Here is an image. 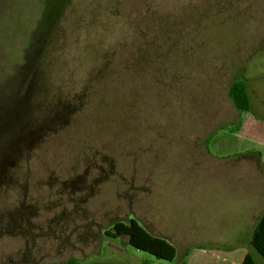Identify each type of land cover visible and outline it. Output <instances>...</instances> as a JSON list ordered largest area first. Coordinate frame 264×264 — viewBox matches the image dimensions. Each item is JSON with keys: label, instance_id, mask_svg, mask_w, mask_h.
I'll list each match as a JSON object with an SVG mask.
<instances>
[{"label": "rangeland", "instance_id": "1", "mask_svg": "<svg viewBox=\"0 0 264 264\" xmlns=\"http://www.w3.org/2000/svg\"><path fill=\"white\" fill-rule=\"evenodd\" d=\"M247 113L264 121V0H0V264H264ZM143 214L174 259L107 235Z\"/></svg>", "mask_w": 264, "mask_h": 264}, {"label": "trees", "instance_id": "2", "mask_svg": "<svg viewBox=\"0 0 264 264\" xmlns=\"http://www.w3.org/2000/svg\"><path fill=\"white\" fill-rule=\"evenodd\" d=\"M228 92L237 110H250L249 94L244 82L240 80L233 81ZM107 235L112 237L127 236L129 244L135 249L152 254L158 259L172 260L176 256V249L171 243L150 234L133 218L128 223L116 222L112 230L107 231ZM251 245L264 257V213L252 232ZM49 264H78V261L71 258L65 262H53ZM240 264L256 263L251 254L247 253Z\"/></svg>", "mask_w": 264, "mask_h": 264}, {"label": "crops", "instance_id": "3", "mask_svg": "<svg viewBox=\"0 0 264 264\" xmlns=\"http://www.w3.org/2000/svg\"><path fill=\"white\" fill-rule=\"evenodd\" d=\"M240 128H241V133H243L244 135L250 136L254 139H257L258 143L264 147V121L261 120L260 118H258L257 116H254L253 114L247 113V115H245V117L243 118L242 123L240 124ZM253 161L257 162V163H264V154H262L261 152L258 153L256 159L253 158ZM247 162V161H246ZM248 167V165H247ZM259 167V165H258ZM238 175H245L243 173V171L241 169H239L238 171H227V176L231 179L232 177H236ZM260 175H262V177H264V170L260 171ZM232 182L231 181H227L225 182V188H224V210H225V214L226 211L230 212L231 211V205H232V198L230 197L231 194L233 193V189H232ZM261 190L259 191L258 197L259 200H264V181H262L261 184ZM220 189L216 188L214 189V191L216 193H218ZM227 195V197H226ZM228 209V210H227ZM255 207H253L252 210H254ZM264 210H262L260 212V214H258L255 218L254 221V227L253 230L258 222V220L260 219V217L263 215ZM144 215V214H143ZM143 220H141L139 217L138 220L135 219L137 222H139L140 225H142L150 234L157 236L159 238H162L166 241H168L165 238V234H163V232H161V230H159V228L156 226L155 223H152V221L150 220V218H148L147 216H143ZM245 257V256H244ZM231 264H237V263H233L231 262Z\"/></svg>", "mask_w": 264, "mask_h": 264}]
</instances>
